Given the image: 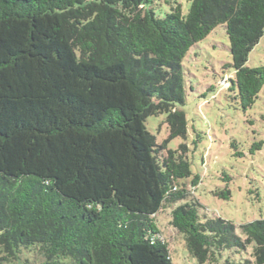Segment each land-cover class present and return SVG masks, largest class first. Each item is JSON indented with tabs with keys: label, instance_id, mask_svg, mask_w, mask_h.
<instances>
[{
	"label": "trees",
	"instance_id": "1",
	"mask_svg": "<svg viewBox=\"0 0 264 264\" xmlns=\"http://www.w3.org/2000/svg\"><path fill=\"white\" fill-rule=\"evenodd\" d=\"M157 2L0 0V264L31 250L46 264H174L157 223L168 208L200 264H264V217L240 236L202 215L181 185L200 183L187 144L167 149L145 125L165 113L170 138H187L183 60L220 24L228 89L255 103L264 65L246 63L264 0H191L187 14L165 0L163 17Z\"/></svg>",
	"mask_w": 264,
	"mask_h": 264
},
{
	"label": "rangeland",
	"instance_id": "2",
	"mask_svg": "<svg viewBox=\"0 0 264 264\" xmlns=\"http://www.w3.org/2000/svg\"><path fill=\"white\" fill-rule=\"evenodd\" d=\"M179 1L187 14L191 0ZM153 5L160 17L170 11L165 0ZM231 63L226 25L220 24L192 46L183 60L186 100L179 107L186 114L187 138H170L165 113L149 116L145 125L158 144L166 141L167 149L187 144L191 170L200 176L197 186L191 183L193 177L181 182L188 198L201 203L202 215L233 222L237 234L243 236L241 224L264 217V86L255 103L244 110L228 89L230 79L235 77L232 67L226 66ZM246 65H264V35L250 51ZM256 143H262V147L252 151ZM227 187L229 199L214 195L215 190ZM170 209L158 212L157 223L168 241L174 264H200L189 253L182 234L170 225ZM11 264L46 263L36 250H31L22 252Z\"/></svg>",
	"mask_w": 264,
	"mask_h": 264
}]
</instances>
